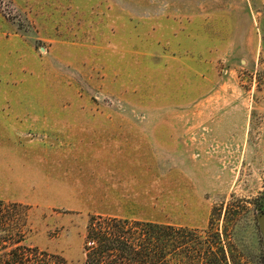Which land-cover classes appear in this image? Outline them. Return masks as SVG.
<instances>
[{"label":"rangeland","instance_id":"1","mask_svg":"<svg viewBox=\"0 0 264 264\" xmlns=\"http://www.w3.org/2000/svg\"><path fill=\"white\" fill-rule=\"evenodd\" d=\"M260 205L264 0H0V247L85 264L102 215L264 264Z\"/></svg>","mask_w":264,"mask_h":264},{"label":"trees","instance_id":"2","mask_svg":"<svg viewBox=\"0 0 264 264\" xmlns=\"http://www.w3.org/2000/svg\"><path fill=\"white\" fill-rule=\"evenodd\" d=\"M259 209L263 210L261 205ZM2 226H10L5 217L0 218ZM6 228L0 229V244L5 242L3 238L13 234L12 229ZM187 240V235L170 225L93 215L85 229L84 261L85 264H172L173 253L178 246L184 247ZM11 241L14 242L0 247L4 255L1 264H69L61 256L44 253L40 257L36 249L29 251L17 245L19 241ZM216 261L214 258L212 264Z\"/></svg>","mask_w":264,"mask_h":264},{"label":"water","instance_id":"3","mask_svg":"<svg viewBox=\"0 0 264 264\" xmlns=\"http://www.w3.org/2000/svg\"><path fill=\"white\" fill-rule=\"evenodd\" d=\"M257 221L260 229V233L262 236V251H263V259H264V212H260L257 216Z\"/></svg>","mask_w":264,"mask_h":264}]
</instances>
